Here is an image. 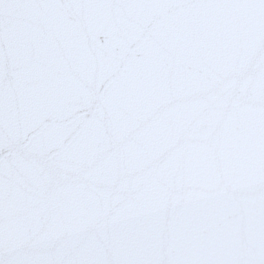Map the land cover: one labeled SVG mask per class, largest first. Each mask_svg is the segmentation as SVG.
Masks as SVG:
<instances>
[{
	"label": "snow or ice",
	"instance_id": "1",
	"mask_svg": "<svg viewBox=\"0 0 264 264\" xmlns=\"http://www.w3.org/2000/svg\"><path fill=\"white\" fill-rule=\"evenodd\" d=\"M0 264H264V0H0Z\"/></svg>",
	"mask_w": 264,
	"mask_h": 264
},
{
	"label": "water",
	"instance_id": "2",
	"mask_svg": "<svg viewBox=\"0 0 264 264\" xmlns=\"http://www.w3.org/2000/svg\"><path fill=\"white\" fill-rule=\"evenodd\" d=\"M71 18L74 22H78L80 19V17L76 14H73ZM85 111H87V109H85ZM80 118L82 119L83 116H81ZM42 122L44 124L56 123L57 122L56 114L54 112L45 113ZM75 132H76L75 127L68 129L66 132V139H68V140L72 139L75 135Z\"/></svg>",
	"mask_w": 264,
	"mask_h": 264
}]
</instances>
